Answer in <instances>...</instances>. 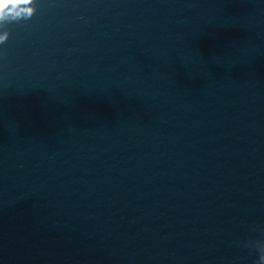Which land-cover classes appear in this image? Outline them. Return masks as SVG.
Masks as SVG:
<instances>
[{
	"label": "water",
	"instance_id": "95a60500",
	"mask_svg": "<svg viewBox=\"0 0 264 264\" xmlns=\"http://www.w3.org/2000/svg\"><path fill=\"white\" fill-rule=\"evenodd\" d=\"M0 24V264H264V0H34Z\"/></svg>",
	"mask_w": 264,
	"mask_h": 264
},
{
	"label": "clouds",
	"instance_id": "9594fccd",
	"mask_svg": "<svg viewBox=\"0 0 264 264\" xmlns=\"http://www.w3.org/2000/svg\"><path fill=\"white\" fill-rule=\"evenodd\" d=\"M34 0H0V24L11 21L28 20L35 14ZM8 38L7 33L0 35V42ZM264 260V256L261 257Z\"/></svg>",
	"mask_w": 264,
	"mask_h": 264
}]
</instances>
